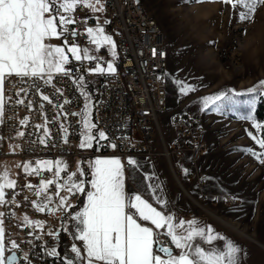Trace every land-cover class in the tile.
I'll use <instances>...</instances> for the list:
<instances>
[{
    "label": "rangeland",
    "instance_id": "rangeland-1",
    "mask_svg": "<svg viewBox=\"0 0 264 264\" xmlns=\"http://www.w3.org/2000/svg\"><path fill=\"white\" fill-rule=\"evenodd\" d=\"M140 1L162 31L169 55L167 104L159 118L166 145L170 148L173 142L182 139L172 127L171 120L175 115L186 114L197 119L200 126L204 127V145H208V150L199 159L197 167L206 178L202 189L184 182L181 185L177 183L163 158H157L153 163L146 160L147 163L139 166L141 174L146 177L148 184L159 187L175 200L166 202L164 208H172L170 215L174 224L185 222L184 228H176L178 233H185L188 222L195 220L199 227H211L214 234L224 239L206 244L196 238L194 244L211 250L231 241L240 249L237 264H264V163L261 162L264 160V149L252 138L255 136L257 139H264V127L256 129L253 126L254 123L264 126V121L255 117L257 104L261 98L264 99V4L257 3L255 11L248 18L241 19V13L248 12V9L240 4L234 8L232 4L224 3V0ZM88 3L93 7L86 6L83 0L77 6L89 9L90 16L96 23L91 27L94 34L102 29V35L110 37L111 43L102 41L99 46L69 45L61 41V36L46 41L64 49L68 63L61 73H72L69 67L73 63L80 64L84 60L96 62L94 68L85 70V76L74 75L77 87L84 96L85 106L87 105L81 122V143L86 134L85 120L94 124L91 91L94 95L97 94L101 77L107 72H116L119 62L116 42L101 26L107 18L103 1L88 0ZM64 15L71 17V12ZM58 31L63 32V27L59 24ZM73 46L78 48L80 60L68 50ZM108 64L113 66L114 71L108 70ZM98 66L104 71H96ZM61 73L53 71L51 76ZM42 76L49 77L47 73ZM184 85L193 90L182 92L181 87ZM253 88L256 89L255 92L250 91ZM221 93L224 94L221 100L209 101L205 105L207 98ZM252 99H255L254 106L243 103ZM2 117L3 109L0 112V125ZM8 148L6 144V149ZM157 149H161V146L157 145ZM247 149H252L256 155L249 153ZM112 158L119 159L123 165L120 157L100 159ZM96 159H57L56 161L62 162L61 172H64L61 180L66 179L68 182V176L76 173L73 180L84 181L86 193L87 185L91 187V166ZM56 161L52 164L54 170ZM17 168L16 158L0 157V175L7 171L9 178L15 180ZM132 169L133 167L129 171ZM87 176L89 178L86 181ZM47 180L50 179H42ZM38 190L40 188L29 197L38 199ZM85 193H82L81 198ZM68 195L65 190L59 194V199L67 198ZM2 206L3 203H0V221ZM163 239L167 240L168 245L172 244L170 237ZM68 240L73 259L78 264L83 254V244L76 237L69 236ZM74 246L80 249L79 257L72 252ZM172 246L176 250L174 255H179L181 250L176 249L173 244Z\"/></svg>",
    "mask_w": 264,
    "mask_h": 264
},
{
    "label": "built area",
    "instance_id": "built-area-1",
    "mask_svg": "<svg viewBox=\"0 0 264 264\" xmlns=\"http://www.w3.org/2000/svg\"><path fill=\"white\" fill-rule=\"evenodd\" d=\"M107 14L101 26L115 40L119 52L117 71L105 73L92 104L95 128L91 148H81V122L85 112V100L79 91L74 75H86L85 70L94 68V60L72 64V73H61L49 77L5 78L3 84V117L0 128V156L14 157L18 161L16 185L5 188L2 206L5 256L14 253L16 264H60L59 243L68 229L72 238L76 231L73 212L78 207L82 193L69 194L65 204H60L56 185H65L51 170L40 168L37 161L59 158L96 159L120 157L126 169L142 157L151 163L163 158L175 181L192 184L197 189L205 187V176L198 171V162L208 150L204 145V127L190 115H175L171 120L180 141L167 147L161 127L160 115L167 104L168 50L165 38L146 12L142 1L102 0ZM62 0H57V3ZM73 23L62 32L61 41L78 46H99L92 42L87 29L96 25L86 7L79 5L72 12ZM47 96L48 100L43 97ZM22 101V102H21ZM106 139H99V132ZM22 133V135H21ZM41 140L44 143H41ZM6 144L9 148L6 149ZM116 145V147H112ZM157 145L161 149H157ZM31 165L25 171L24 165ZM187 170V171H185ZM54 180L46 194V212H36L24 202L32 192L40 188L42 179ZM31 185V187H29ZM202 196V195H201ZM205 197V195H203ZM41 223L19 224L15 220L17 211ZM156 245L168 246L161 238ZM15 242L17 247L13 248ZM80 245V243H79ZM55 250L58 255L51 256ZM80 263L83 260H79Z\"/></svg>",
    "mask_w": 264,
    "mask_h": 264
},
{
    "label": "snow or ice",
    "instance_id": "snow-or-ice-1",
    "mask_svg": "<svg viewBox=\"0 0 264 264\" xmlns=\"http://www.w3.org/2000/svg\"><path fill=\"white\" fill-rule=\"evenodd\" d=\"M80 3L81 0H63L60 3H57V0H0V112L3 109L2 86L6 76L39 78L47 73L50 78L53 71L56 73L64 71V65L68 63L64 49L46 41L63 34L58 31V24L63 27L64 32L68 31L67 25L73 23V20L64 13L72 12ZM83 3L93 7L88 0H83ZM224 3L232 4L234 8L237 4L243 5L248 12H242L241 19H246L255 11L256 4H264V0H224ZM87 32L92 37V42L97 45L102 41L111 43L110 37L102 35V29H98L95 34L92 28L87 29ZM68 50L76 56L77 60L81 59L77 47L73 46ZM85 57L87 58L86 52ZM108 70L114 71L111 64H108ZM96 71L103 72L104 69L98 66ZM192 90L187 85L181 87L184 93ZM250 91L255 92L256 89L253 88ZM223 95L221 93L219 96L209 97L204 103L207 106L209 101L221 100ZM43 99L48 100V97L44 96ZM243 103L254 106L255 99ZM85 107L87 108V105ZM84 124L86 134L80 147L91 148L95 138L91 130L95 128V124L87 120ZM253 126L256 129L264 127L258 123H254ZM249 135L252 134L249 133ZM252 138L260 148L264 149V139H257L255 136ZM99 139H106L103 131L99 132ZM41 143L44 141L41 140ZM246 151L256 155L252 149ZM261 162L264 163V160ZM61 163L56 161L55 164L57 177L62 171ZM129 163L136 162L130 160ZM91 167L93 170L92 191L87 192V205L82 212L73 217V220L78 222L74 225L76 229L74 235L82 242L86 250L87 264H237V253L240 249L231 241L211 250H205L199 244L193 243L196 238H200L206 244L223 240V237L214 234L211 227H199L193 220L188 222L185 233H178L176 228H184V221H180L179 225L174 224L171 215L158 211L140 195H135L134 199L126 197L123 169L119 159L97 158ZM24 168L27 171L31 165L26 164ZM40 168L51 170L52 162L37 161V168L33 169V172L38 174ZM74 176L76 173L68 176L67 184L56 185L57 194L62 187L67 193L73 195L85 192V182H75ZM54 183V180L41 181L40 190L36 192V195L41 196L42 193H46L49 185ZM15 185L16 182L9 178L7 171L0 175V203L4 202L5 188L11 189ZM46 199L51 201L52 197L48 196ZM65 201L66 197L60 198L61 205H64ZM36 207L38 211H45L44 206ZM138 220L150 222L156 229L166 226L167 236L170 237L175 248L181 250L180 254L172 255V250L162 245L154 249V245L159 243L156 233L152 227L143 226ZM25 221L27 224L41 227L39 221H29L27 217ZM3 237V222L0 221V264H16L17 257L14 254L5 256L7 249ZM12 247H17L15 242L12 243ZM220 248L223 250H219ZM72 252L77 257L80 256L79 248L74 246ZM157 252L165 253L167 258H162L161 255L156 254ZM49 255L57 256L58 253L53 250ZM68 264H73V261L69 260Z\"/></svg>",
    "mask_w": 264,
    "mask_h": 264
},
{
    "label": "crops",
    "instance_id": "crops-1",
    "mask_svg": "<svg viewBox=\"0 0 264 264\" xmlns=\"http://www.w3.org/2000/svg\"><path fill=\"white\" fill-rule=\"evenodd\" d=\"M103 5H104V2H103ZM88 11H89V9H88ZM89 14H90V11H89ZM0 128H1V125H0ZM1 158H3V157H1ZM135 162L136 163L133 165V169L130 171H129V169L127 170L125 168L124 162L122 165V169L124 171L123 181H124V185H125L126 197H131L134 199L135 195H140L142 199H144L148 203L152 204V206L155 207L158 211H161L165 215H170L172 208H171V210L165 209L164 204L166 202H173L175 200L168 193H163L159 187H157L153 184H148L145 181L146 177H144V175L141 174L142 169H140L139 166L147 163L146 159H144L142 157H138L135 160ZM90 181H91V178L89 179V182ZM88 191H92V188L90 187L89 184L87 185V192ZM86 193L84 194L80 205L74 210L73 217H75L78 213L82 212L84 207L87 205V199H86L87 194ZM29 196L24 199V202L30 209H32L36 212L42 213L41 211H38L37 207H36L37 205H40V206L45 207V211H43V212H46V209H47L46 197H48V195L46 193H42V195L39 196V198L35 199V200L31 199ZM159 201H162L163 203H160ZM132 211H134V210H132ZM15 220L19 224H27L25 221L24 213L21 210L17 211L16 216H15ZM28 220L33 221V222L36 221L34 219H29V218H28ZM1 221H2V216H1ZM138 222L142 223L143 226L152 227L154 230V233H156V239H158V238H166L167 239L166 226L163 228H160V229H156L155 226L151 225L150 222H143V221H139V220H138ZM76 223H78V222L75 221V224ZM64 234H65V237L59 243L60 264H68L69 260H72L73 264H77V263H75V261L73 259V256L71 254L70 247H69L68 237L70 236L72 238V236L70 235L68 229L64 230ZM81 244H82V242H81ZM155 246L156 245H154V248H155ZM156 254H158V253H156ZM173 255H174V253H173ZM81 259L83 260V262L82 263L78 262V264L79 263L80 264H87V254H86V250L84 249V247H83V254L79 258V260H81Z\"/></svg>",
    "mask_w": 264,
    "mask_h": 264
},
{
    "label": "trees",
    "instance_id": "trees-1",
    "mask_svg": "<svg viewBox=\"0 0 264 264\" xmlns=\"http://www.w3.org/2000/svg\"><path fill=\"white\" fill-rule=\"evenodd\" d=\"M91 104H93L94 99H95V95L93 94V92L91 91ZM255 117L257 118V120L259 121H264V99H260L259 103L257 104L256 110H255ZM88 176L86 177V181L88 180ZM82 200V198H81ZM81 200L78 203V206L81 203ZM168 246L173 247L172 244H169ZM174 254L176 253V250L173 248Z\"/></svg>",
    "mask_w": 264,
    "mask_h": 264
},
{
    "label": "water",
    "instance_id": "water-1",
    "mask_svg": "<svg viewBox=\"0 0 264 264\" xmlns=\"http://www.w3.org/2000/svg\"><path fill=\"white\" fill-rule=\"evenodd\" d=\"M102 82V80L100 79L99 80V84ZM99 84H98V87H99ZM159 246H161V245H156L155 246V248H158ZM154 248V249H155ZM168 248H170L171 250H172V255H173V253H174V251H173V248H171V247H168ZM159 255H161L162 257H165V258H167V255L165 254V253H163V252H157ZM14 253H11L10 255H13ZM10 255H8V256H10ZM15 255V254H14Z\"/></svg>",
    "mask_w": 264,
    "mask_h": 264
},
{
    "label": "bare ground",
    "instance_id": "bare-ground-1",
    "mask_svg": "<svg viewBox=\"0 0 264 264\" xmlns=\"http://www.w3.org/2000/svg\"><path fill=\"white\" fill-rule=\"evenodd\" d=\"M136 1H140V0H136Z\"/></svg>",
    "mask_w": 264,
    "mask_h": 264
},
{
    "label": "flooded vegetation",
    "instance_id": "flooded-vegetation-1",
    "mask_svg": "<svg viewBox=\"0 0 264 264\" xmlns=\"http://www.w3.org/2000/svg\"><path fill=\"white\" fill-rule=\"evenodd\" d=\"M170 247V246H169ZM172 248V247H171Z\"/></svg>",
    "mask_w": 264,
    "mask_h": 264
}]
</instances>
